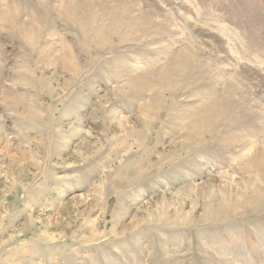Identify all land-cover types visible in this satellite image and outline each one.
<instances>
[{
	"label": "rangeland",
	"instance_id": "obj_1",
	"mask_svg": "<svg viewBox=\"0 0 264 264\" xmlns=\"http://www.w3.org/2000/svg\"><path fill=\"white\" fill-rule=\"evenodd\" d=\"M0 264H264V0H0Z\"/></svg>",
	"mask_w": 264,
	"mask_h": 264
}]
</instances>
